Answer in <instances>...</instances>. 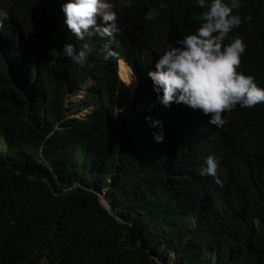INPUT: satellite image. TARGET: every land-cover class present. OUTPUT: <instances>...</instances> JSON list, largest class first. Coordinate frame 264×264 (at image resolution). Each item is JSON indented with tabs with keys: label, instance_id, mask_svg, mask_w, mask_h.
I'll return each instance as SVG.
<instances>
[{
	"label": "trees",
	"instance_id": "16d2710c",
	"mask_svg": "<svg viewBox=\"0 0 264 264\" xmlns=\"http://www.w3.org/2000/svg\"><path fill=\"white\" fill-rule=\"evenodd\" d=\"M63 2L0 0V264H264V103L237 105L216 128L199 110L164 107L147 77L203 9L118 7L117 55L105 59L108 38L77 40ZM232 14L241 24L223 44L243 39L237 71L264 88V0H237ZM65 43L90 45L83 65ZM209 155L219 184L200 175Z\"/></svg>",
	"mask_w": 264,
	"mask_h": 264
},
{
	"label": "clouds",
	"instance_id": "9594fccd",
	"mask_svg": "<svg viewBox=\"0 0 264 264\" xmlns=\"http://www.w3.org/2000/svg\"><path fill=\"white\" fill-rule=\"evenodd\" d=\"M195 3L203 9L198 17L200 26L191 34L168 42L163 53L158 55L154 70L147 72V77L152 82L157 101L164 107L173 103L183 104L189 109L199 110L208 117L210 125L220 128L227 123V117L222 114L232 111L237 105L252 108L264 103V88L257 85L253 76L237 71L246 49L243 39L237 35L228 44H223L232 29L241 24V17L232 14L237 0H231V5L227 0H195ZM121 6L131 7L132 0H64L60 10L64 15V25L77 40L84 41L94 35L108 38L104 45L107 59L117 55L110 44L119 33L116 9ZM165 8V3H159L158 7L147 11L144 19L156 20ZM9 17V10L0 6V27ZM90 51L88 43H83L79 49L65 43L62 48L64 57L81 65L86 62ZM120 61L130 69L129 74L137 85L133 70L123 59L118 62V74ZM135 88L131 89L133 93ZM146 120L151 118L146 117ZM151 126L162 128L160 121H151ZM153 138L156 143H162L163 132L153 133ZM217 168V158L209 155L200 175L210 176L219 184Z\"/></svg>",
	"mask_w": 264,
	"mask_h": 264
},
{
	"label": "rangeland",
	"instance_id": "374dc122",
	"mask_svg": "<svg viewBox=\"0 0 264 264\" xmlns=\"http://www.w3.org/2000/svg\"><path fill=\"white\" fill-rule=\"evenodd\" d=\"M119 73H120V69H119ZM128 74V75H127ZM120 75V74H119ZM121 78V77H120ZM124 78L125 79H128L129 78V82H127L128 83V85L129 86H131V89H134L135 88V86H136V81L131 77V74H129V73H125L124 72ZM122 79V78H121ZM123 81H124V79H122ZM134 84V85H131V84ZM76 98H79V97H76ZM85 112H80V113H78V115H83ZM102 202L108 207L109 205H108V203H107V201L104 199V198H102Z\"/></svg>",
	"mask_w": 264,
	"mask_h": 264
},
{
	"label": "water",
	"instance_id": "95a60500",
	"mask_svg": "<svg viewBox=\"0 0 264 264\" xmlns=\"http://www.w3.org/2000/svg\"><path fill=\"white\" fill-rule=\"evenodd\" d=\"M102 201V200H101ZM102 205L105 209H108V207L102 202Z\"/></svg>",
	"mask_w": 264,
	"mask_h": 264
},
{
	"label": "bare ground",
	"instance_id": "6f19581e",
	"mask_svg": "<svg viewBox=\"0 0 264 264\" xmlns=\"http://www.w3.org/2000/svg\"><path fill=\"white\" fill-rule=\"evenodd\" d=\"M124 72H125V71H124ZM124 72H123V73H124ZM125 73H126V72H125ZM127 75H128V74H127ZM123 76H124V74H123Z\"/></svg>",
	"mask_w": 264,
	"mask_h": 264
}]
</instances>
